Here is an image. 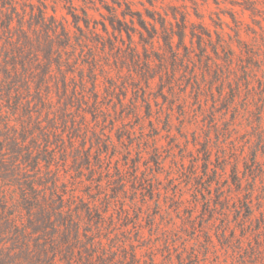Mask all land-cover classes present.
<instances>
[{"label":"rangeland","instance_id":"obj_1","mask_svg":"<svg viewBox=\"0 0 264 264\" xmlns=\"http://www.w3.org/2000/svg\"><path fill=\"white\" fill-rule=\"evenodd\" d=\"M52 1L46 0L49 13L55 6L57 18L71 23L64 0ZM123 2L171 22L173 8L184 13L186 37L183 44L174 38L176 54L162 39L145 51L135 37L139 62L127 39L99 43L88 37L62 53L71 87L95 67L100 112L95 117L81 104L84 116L75 114L79 103L70 109L66 122L74 119L82 137L73 144L65 138L64 161L63 150L57 153L60 180L84 198L99 199L102 209L110 201L106 224L113 221L112 233L130 239L126 244L136 247L141 264H264V0ZM10 3L14 24L17 14L38 6L37 0H0V11ZM73 5L101 21L111 0ZM6 18L1 14L0 23ZM31 64L40 71L38 61ZM52 68L55 85L61 75L56 64ZM37 84L35 76L32 91ZM31 101L42 126L64 129L61 111L48 112L35 89ZM80 147L89 152V164L74 162Z\"/></svg>","mask_w":264,"mask_h":264},{"label":"trees","instance_id":"obj_2","mask_svg":"<svg viewBox=\"0 0 264 264\" xmlns=\"http://www.w3.org/2000/svg\"><path fill=\"white\" fill-rule=\"evenodd\" d=\"M37 2L38 6L31 8L28 15H16V24L13 4L4 13L0 11V15L7 16L0 23V40L4 37L0 46V264H141L136 247L126 244L130 239H119L112 233L113 221L106 224L110 201L102 209L99 199L84 198L60 180L57 153L60 148L63 150L64 161L65 138L73 144L82 137L74 119L69 126L66 122L70 109L79 103L75 114L81 110L84 116L81 104L87 105L95 117L100 112L95 67L87 80L81 78L80 86L71 87L69 82L74 78L68 79L62 69V64H66L62 53L73 43L85 44L88 37L99 43L127 39L134 61L139 62L134 40L137 37V43L145 51L162 39L167 49L176 54L174 38L183 44L188 27L186 15L173 8L174 22H171L155 10L145 9L142 14L123 0H111V5L105 6L107 14L102 20L92 21L85 8L78 9L73 0H64L67 15L72 18L69 23L66 17L57 18L55 6L49 13L46 0ZM244 8L252 13L256 10ZM228 16L238 35L235 13L230 11ZM200 29L208 35L202 25ZM190 36H197L201 42V37L192 30ZM40 53L45 54L43 59ZM32 59L40 63V71L32 67ZM53 64L61 75L55 85L50 84ZM35 76L38 84L32 91ZM53 87L56 103L51 96ZM34 89L38 100L48 104V112L61 111L65 124L60 133L57 127H44L34 118L31 101ZM51 121L56 125L54 119ZM80 148L75 150L74 162L80 166L83 159L89 164V152ZM234 180L240 188L241 179L236 176Z\"/></svg>","mask_w":264,"mask_h":264}]
</instances>
